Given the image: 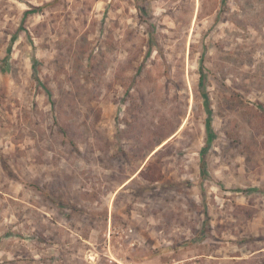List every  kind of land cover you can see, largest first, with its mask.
I'll list each match as a JSON object with an SVG mask.
<instances>
[{"label":"rangeland","instance_id":"obj_1","mask_svg":"<svg viewBox=\"0 0 264 264\" xmlns=\"http://www.w3.org/2000/svg\"><path fill=\"white\" fill-rule=\"evenodd\" d=\"M0 264H264V0H0Z\"/></svg>","mask_w":264,"mask_h":264}]
</instances>
